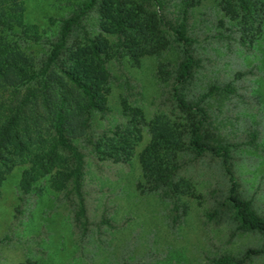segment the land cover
<instances>
[{
    "label": "rangeland",
    "instance_id": "1",
    "mask_svg": "<svg viewBox=\"0 0 264 264\" xmlns=\"http://www.w3.org/2000/svg\"><path fill=\"white\" fill-rule=\"evenodd\" d=\"M87 1L25 0L26 21L38 26L44 37L39 43L21 40L22 50L43 59L61 21ZM165 1L171 18L177 19L182 0ZM98 17L97 8L88 14L83 20L86 31L112 41L100 31ZM188 35L200 63L181 92L194 101L211 86L231 85V92L205 101L209 129L217 141L230 144L257 135L255 147L241 145L231 155L239 193L252 199L264 216V17L260 32L246 34L240 19L229 18L220 9L219 0H199L189 13ZM181 60V47L173 41L161 56H146L139 66L124 56L111 59L107 110L92 113L89 136L95 140L110 136L127 122L123 100L140 109L146 122L159 115L182 122L172 91ZM162 64L168 71L165 76L158 73ZM149 141L144 127L128 163L101 160L84 141L76 142L85 160L86 232L74 224L73 195L69 190H50L48 178L20 200L24 166L15 167L0 186V264H212L214 258L241 257L248 248L260 247L259 234L236 230L228 177L218 158H196L188 151L180 155L178 177L190 182L194 195L182 197L187 213L175 222L170 201L156 193H140L139 153ZM245 264H264V257H250Z\"/></svg>",
    "mask_w": 264,
    "mask_h": 264
},
{
    "label": "trees",
    "instance_id": "2",
    "mask_svg": "<svg viewBox=\"0 0 264 264\" xmlns=\"http://www.w3.org/2000/svg\"><path fill=\"white\" fill-rule=\"evenodd\" d=\"M198 2L182 0L177 19H172L165 0H88L61 21L47 54L37 60L20 45L21 40L39 43L44 37L38 26L26 21L25 0H0V186L15 167L24 166L19 180L23 200L39 181L48 178L50 190H69L73 195L74 224L86 232L85 160L76 142L84 141L101 160L128 163L142 140V129L147 127L150 141L139 153L140 193H156L170 201L175 222L187 213L182 197L194 195L190 182L178 177L180 155L188 151L196 158L211 155L220 159L228 177V201L236 230L257 233L262 243L258 248H248L241 257L223 255L211 263L245 264L250 257H264V216L255 210L252 199L239 193L231 155L232 149L241 145L255 147L257 135L240 144L219 142L213 137L204 103L220 92H231V85L211 86L194 101L181 92L193 80L200 63L188 35L189 13ZM219 7L227 17L240 19L244 33L261 31L263 1L219 0ZM96 8L99 29L112 41L101 34L89 35L83 25ZM172 41L182 51L172 91L183 121L159 115L146 122L140 109L129 107L123 100L127 122L110 136L91 138L92 113L107 110V63L124 56L139 66L146 56H161ZM158 73L168 74L164 64ZM101 222L110 225L105 219Z\"/></svg>",
    "mask_w": 264,
    "mask_h": 264
}]
</instances>
